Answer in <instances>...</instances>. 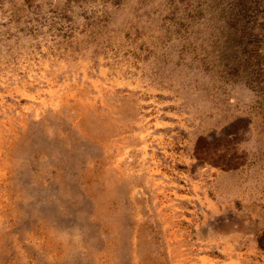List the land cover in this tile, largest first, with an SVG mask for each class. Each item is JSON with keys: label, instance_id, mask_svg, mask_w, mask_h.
<instances>
[{"label": "rangeland", "instance_id": "374dc122", "mask_svg": "<svg viewBox=\"0 0 264 264\" xmlns=\"http://www.w3.org/2000/svg\"><path fill=\"white\" fill-rule=\"evenodd\" d=\"M0 264H264V0H0Z\"/></svg>", "mask_w": 264, "mask_h": 264}]
</instances>
